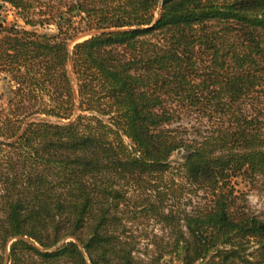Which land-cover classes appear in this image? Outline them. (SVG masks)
<instances>
[{"label": "trees", "instance_id": "trees-1", "mask_svg": "<svg viewBox=\"0 0 264 264\" xmlns=\"http://www.w3.org/2000/svg\"><path fill=\"white\" fill-rule=\"evenodd\" d=\"M0 2V264H264V0Z\"/></svg>", "mask_w": 264, "mask_h": 264}, {"label": "rangeland", "instance_id": "rangeland-1", "mask_svg": "<svg viewBox=\"0 0 264 264\" xmlns=\"http://www.w3.org/2000/svg\"><path fill=\"white\" fill-rule=\"evenodd\" d=\"M4 17L7 22L16 21L17 24L23 26V23L19 19L14 17L12 10L9 8V6L6 5L0 6V18L3 19ZM37 32L52 35L56 33V30L54 26H49L46 28H39L37 29ZM87 37L88 34L84 33L80 35L76 41H81ZM72 44L73 43H71V45ZM7 87L8 84L0 80V108L5 107L6 104L5 91ZM182 121L183 124H189V123L192 124L194 122L193 117H184ZM183 157H184V153L182 151L175 152L171 157V162L173 164L180 163L183 160ZM236 188L239 191L245 193L246 203L248 205L249 210L264 220V192L258 191L256 189H251L250 186L241 178L237 179ZM197 201L198 199L194 198L192 202H188L186 198H184L180 202L181 204L180 206L187 207L189 209L191 205L196 204ZM141 229H142L141 231L144 234H148V235H151L152 233H156V232L158 233L160 230L159 226L153 224L152 222H149L148 224H143L141 226ZM164 264H181V263L178 259L174 258L170 260L169 258H167Z\"/></svg>", "mask_w": 264, "mask_h": 264}]
</instances>
